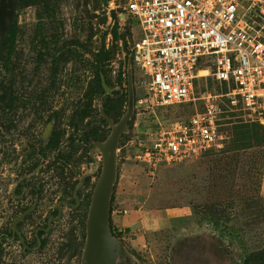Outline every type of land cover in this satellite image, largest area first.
<instances>
[{
    "label": "rangeland",
    "instance_id": "1",
    "mask_svg": "<svg viewBox=\"0 0 264 264\" xmlns=\"http://www.w3.org/2000/svg\"><path fill=\"white\" fill-rule=\"evenodd\" d=\"M28 3L16 11L11 66L0 62V201L22 191L39 198L34 230L49 219L50 229L33 264H80L101 172L92 137L105 140L111 131L99 109L106 98L116 100L111 119L118 122L128 105V72L133 105L143 94L131 52L139 30L121 17L123 0ZM206 91L217 89L198 80L193 102L157 111V118L133 106L110 196L109 227L126 252L117 264H264V123L232 112L221 149L152 174L135 159L158 120L190 116Z\"/></svg>",
    "mask_w": 264,
    "mask_h": 264
},
{
    "label": "built area",
    "instance_id": "2",
    "mask_svg": "<svg viewBox=\"0 0 264 264\" xmlns=\"http://www.w3.org/2000/svg\"><path fill=\"white\" fill-rule=\"evenodd\" d=\"M139 35L132 60L143 94L134 108L157 111L193 102L196 82L211 80L201 108L157 121L135 155L150 174L221 149L228 115L264 123V0H123Z\"/></svg>",
    "mask_w": 264,
    "mask_h": 264
},
{
    "label": "water",
    "instance_id": "3",
    "mask_svg": "<svg viewBox=\"0 0 264 264\" xmlns=\"http://www.w3.org/2000/svg\"><path fill=\"white\" fill-rule=\"evenodd\" d=\"M17 7L18 0H0V42L12 24ZM121 17L124 18V16ZM127 85L128 105L118 122L113 123L112 119L104 110L102 108L99 109L100 116L110 126L111 131L104 141L93 142V146L100 152L101 172L95 182L88 208L86 237L80 264H117L118 260L126 255L125 248L110 230L109 217L110 196L116 180V148L120 135L126 131V122L129 120L133 111L132 79L130 72L127 74ZM81 181L82 177L79 179L73 194L76 202H78L76 193L81 186ZM64 203L69 205L67 202ZM34 205L14 221V227L18 220H21L25 214L33 210ZM56 219L53 218V220ZM48 227H50V222Z\"/></svg>",
    "mask_w": 264,
    "mask_h": 264
},
{
    "label": "flooded vegetation",
    "instance_id": "4",
    "mask_svg": "<svg viewBox=\"0 0 264 264\" xmlns=\"http://www.w3.org/2000/svg\"><path fill=\"white\" fill-rule=\"evenodd\" d=\"M38 200L39 198L34 194H25L24 191L20 194H12L9 198L5 196L1 197L0 264H24L25 260L27 264H33L35 253L45 243L43 236L50 229L48 227L49 219L46 227L37 226L36 230H34L33 213ZM33 205V210L25 214L21 220H18L14 227V221ZM67 206L70 207V204ZM60 208L59 203L57 208L58 212ZM25 223L26 228L24 227ZM35 242L37 246H35Z\"/></svg>",
    "mask_w": 264,
    "mask_h": 264
},
{
    "label": "trees",
    "instance_id": "5",
    "mask_svg": "<svg viewBox=\"0 0 264 264\" xmlns=\"http://www.w3.org/2000/svg\"><path fill=\"white\" fill-rule=\"evenodd\" d=\"M28 5H29L28 0H18L17 9L25 8ZM115 18H116V15H114V19ZM16 21H17V13L14 16L12 24L9 27L5 37L0 42V62L2 61V64L6 70L9 69V66H11L10 57L12 55L11 49H12L13 41L15 39V34H16V32H15ZM102 65H103V63L101 61H98V64L96 66L97 69H96L95 81H94L95 86H96V88L99 89V91H100V87L102 86L99 69L100 70L102 69ZM39 99H42V98L39 97ZM115 101L116 100H111V99L106 98L103 102V105H102L104 112L112 119H114L115 116L118 114V112H115V107H114ZM95 141H104V138L93 136L92 142H95Z\"/></svg>",
    "mask_w": 264,
    "mask_h": 264
},
{
    "label": "crops",
    "instance_id": "6",
    "mask_svg": "<svg viewBox=\"0 0 264 264\" xmlns=\"http://www.w3.org/2000/svg\"><path fill=\"white\" fill-rule=\"evenodd\" d=\"M262 190L264 191V183H263V185H262Z\"/></svg>",
    "mask_w": 264,
    "mask_h": 264
}]
</instances>
